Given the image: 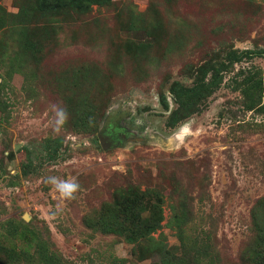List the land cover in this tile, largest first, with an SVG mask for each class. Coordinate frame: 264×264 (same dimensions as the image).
<instances>
[{"label":"rangeland","instance_id":"rangeland-1","mask_svg":"<svg viewBox=\"0 0 264 264\" xmlns=\"http://www.w3.org/2000/svg\"><path fill=\"white\" fill-rule=\"evenodd\" d=\"M65 4L0 0V249L15 264H263L264 109L237 73L264 84V0ZM219 62L211 95L167 126L172 84ZM100 88L98 131L77 132ZM53 179L79 187L66 198Z\"/></svg>","mask_w":264,"mask_h":264},{"label":"trees","instance_id":"trees-1","mask_svg":"<svg viewBox=\"0 0 264 264\" xmlns=\"http://www.w3.org/2000/svg\"><path fill=\"white\" fill-rule=\"evenodd\" d=\"M40 2L44 3L46 7L50 9H57L62 7V5L69 4L76 8L77 11L85 12L91 8V5L96 4H103L104 2H109V0H39ZM65 4V5H66ZM6 20V13L0 12V31L2 30L3 24L5 25L4 21ZM2 33L0 36V41H2ZM243 53H248V51H231L229 55V62L233 63L234 61L239 60L240 55ZM226 68L223 62L215 63L210 67H206L200 69L202 72L201 77H199L192 86H186L179 82H174L169 89L173 100L176 104V107L171 110L169 117L166 120V125L169 127L176 126L181 120L190 116L194 111L198 109V106L202 101L207 99L208 96L214 91V89L218 86L221 76H218V71H224ZM211 72V78L206 81V76L208 72ZM256 70L249 69H240L237 75L243 77L242 81L244 84L250 85L256 94V99L258 103H262V107L264 109V84L263 79L259 72H251ZM97 97H102L104 99V103L102 105H86L84 112L82 113L81 121L74 123L75 130L77 132H84L87 134H94L98 131L104 117V109L105 105H107L108 98L106 95L105 90L98 89ZM165 106L167 103L163 101ZM133 203V202H131ZM158 220H155L153 224H155ZM151 224V221L148 218H144V223ZM153 222V221H152ZM260 226V225H259ZM144 228L139 229V235L142 236L144 232H140ZM15 230V229H14ZM259 233L263 235V226L260 227ZM18 231V234L23 237L28 243H31V235L33 232L27 226L22 225L20 229L15 230ZM0 251L6 255L9 264H15L19 260L22 259V255L15 250L4 248ZM44 262L46 264H57L54 257L46 255L44 258ZM263 264H264V257H263Z\"/></svg>","mask_w":264,"mask_h":264},{"label":"clouds","instance_id":"clouds-1","mask_svg":"<svg viewBox=\"0 0 264 264\" xmlns=\"http://www.w3.org/2000/svg\"><path fill=\"white\" fill-rule=\"evenodd\" d=\"M61 120L64 118V114L61 113ZM52 183L56 184L57 189L61 192L62 196L66 198H72L73 193L77 191L79 185L75 183H67V182H57L56 180H52Z\"/></svg>","mask_w":264,"mask_h":264},{"label":"bare ground","instance_id":"bare-ground-1","mask_svg":"<svg viewBox=\"0 0 264 264\" xmlns=\"http://www.w3.org/2000/svg\"><path fill=\"white\" fill-rule=\"evenodd\" d=\"M101 141H102V143H103V145L104 146H106V145H108L109 143H108V141L107 140H105L104 138H102L101 137Z\"/></svg>","mask_w":264,"mask_h":264},{"label":"water","instance_id":"water-1","mask_svg":"<svg viewBox=\"0 0 264 264\" xmlns=\"http://www.w3.org/2000/svg\"><path fill=\"white\" fill-rule=\"evenodd\" d=\"M99 138H100V141H101V135L99 136ZM101 143H102V141H101ZM102 146L103 147H107L108 145L104 146L103 143H102Z\"/></svg>","mask_w":264,"mask_h":264},{"label":"flooded vegetation","instance_id":"flooded-vegetation-1","mask_svg":"<svg viewBox=\"0 0 264 264\" xmlns=\"http://www.w3.org/2000/svg\"><path fill=\"white\" fill-rule=\"evenodd\" d=\"M105 133H107V134H109V135L111 134V133H109V132H107V131H105ZM107 141H108V139H107ZM108 142H110V141H108ZM110 143H111V142H110Z\"/></svg>","mask_w":264,"mask_h":264}]
</instances>
